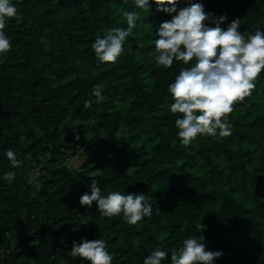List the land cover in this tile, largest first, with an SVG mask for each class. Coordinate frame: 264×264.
Returning <instances> with one entry per match:
<instances>
[{"label": "trees", "instance_id": "trees-1", "mask_svg": "<svg viewBox=\"0 0 264 264\" xmlns=\"http://www.w3.org/2000/svg\"><path fill=\"white\" fill-rule=\"evenodd\" d=\"M13 2L18 15L5 25L12 46L0 54V264H88L70 256L72 240L99 235L112 264H142L151 248L200 235V219L207 247L222 250L215 264H264V70L227 114L230 134L182 144L167 83L185 64L153 60L156 28L172 14L140 9L124 51L101 62L92 40L105 26H126L122 11L134 0ZM203 2L227 14L225 27L239 17L241 31H264V0ZM97 82L100 101L91 93ZM78 145L90 152L79 169ZM9 147L20 165L4 155ZM92 178L104 192H145L153 215L128 224L95 200L81 204Z\"/></svg>", "mask_w": 264, "mask_h": 264}, {"label": "clouds", "instance_id": "clouds-1", "mask_svg": "<svg viewBox=\"0 0 264 264\" xmlns=\"http://www.w3.org/2000/svg\"><path fill=\"white\" fill-rule=\"evenodd\" d=\"M163 10L172 14L163 19L153 37L157 65L171 66L174 59L182 60L174 78L167 83V91L173 99L169 105L175 118L176 135L180 143L189 144L198 134L225 136L232 132V122L227 114L233 110L234 102L243 100L256 85V78L264 70V31L260 28L245 33L239 29L240 18H233L227 26L220 22L228 19L226 13L214 14L205 10L203 0H134V6L124 8L122 15L126 26L113 23L95 35L91 47L99 61H116L124 51L126 41L141 17L140 9ZM18 15L13 0H0V54L11 48L12 36L5 31L10 17ZM194 58V59H193ZM191 61V63H189ZM95 100L104 99L102 84L91 87ZM91 99L84 101L85 105ZM12 165L22 160L9 147L4 150ZM15 170H9L6 178L11 182ZM89 190L79 196L81 204L91 205L95 200L98 209L106 216L122 214V220L135 224L142 218L152 216V201L143 191H120L109 188L102 191L97 179L92 178ZM158 211V209L156 210ZM201 219L197 228L201 234H188L182 238L178 248L171 250L156 246L143 256L142 264H163L169 254V264H215L221 249L207 247ZM70 256H80L88 264H112L113 253L107 240L99 235L95 238L81 236L72 240Z\"/></svg>", "mask_w": 264, "mask_h": 264}, {"label": "rangeland", "instance_id": "rangeland-1", "mask_svg": "<svg viewBox=\"0 0 264 264\" xmlns=\"http://www.w3.org/2000/svg\"><path fill=\"white\" fill-rule=\"evenodd\" d=\"M89 154H90L89 150H86L84 148V146H82V145H78V147L75 150V153L73 155V159H72L73 160V163H74V166L77 169H79L80 166H81V164H82V162L89 156ZM36 172H37V170H33L31 172V177L32 178L35 177V175L37 174ZM2 252H3L2 257L5 258V252L4 251H2ZM8 253L9 252H7V254ZM6 257H7V255H6Z\"/></svg>", "mask_w": 264, "mask_h": 264}]
</instances>
